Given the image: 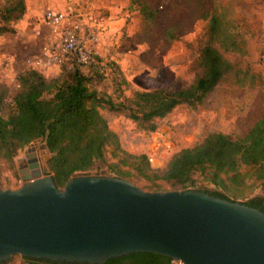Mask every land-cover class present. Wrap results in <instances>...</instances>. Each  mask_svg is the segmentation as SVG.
Instances as JSON below:
<instances>
[{"label":"rangeland","instance_id":"1","mask_svg":"<svg viewBox=\"0 0 264 264\" xmlns=\"http://www.w3.org/2000/svg\"><path fill=\"white\" fill-rule=\"evenodd\" d=\"M4 1L0 0V6ZM24 1L25 12L13 22L15 31L0 34V84L8 88L4 114L14 110L12 94L22 67H35L46 77L60 72L55 62L44 64L48 58L45 51L57 48L64 28L46 21L47 9L65 12L69 15L68 25L78 24L84 33L88 30L96 33L94 49L100 58L81 65L80 69L99 70L101 78L95 87L99 94L110 95L115 102L124 100L136 89L188 86L201 71L197 57L207 38L204 25L212 10L243 24L248 53L240 56L225 52L231 69L195 106L178 104L166 115L154 119V130L137 124L128 117L129 110L121 106L100 109L121 146L131 153L151 156L153 168H164L172 153L201 141L208 132L223 131L233 138L243 136L264 113L262 88L248 85L252 75L264 78V0H145L155 13L150 22L144 20L132 0ZM37 59L43 64L36 63ZM31 154H35L44 171L50 153L42 139L19 148L11 160L0 155V188H16L25 181L24 176L30 173L26 164ZM105 155V160L95 161L87 172L113 175L108 163L114 158L109 150ZM193 177L196 187L226 191L239 201L264 196V189L253 177H247L245 185L229 186L228 190L216 186L199 171ZM127 179L147 190L172 187L167 180L147 179L135 172ZM0 264H29V261L16 253Z\"/></svg>","mask_w":264,"mask_h":264},{"label":"trees","instance_id":"2","mask_svg":"<svg viewBox=\"0 0 264 264\" xmlns=\"http://www.w3.org/2000/svg\"><path fill=\"white\" fill-rule=\"evenodd\" d=\"M132 2L139 7L144 20L150 22L155 14L150 5L145 0ZM25 9L24 0H5L0 6V34L14 32L13 22ZM242 25L239 20L212 10L204 25L207 38L197 57L201 71L188 86L136 89L119 102L110 95L99 94L95 83L100 80L101 73L97 69L82 71L80 66L83 64L75 53L66 54L59 74L53 77H46L35 67L22 69L17 74L18 85L12 94L14 110L8 114L2 111L8 88L0 84V155L11 160L19 148L33 140H44L50 153L47 160L49 173L59 187L75 174L87 172L95 161L105 160L109 150L114 158L108 163L110 174L126 179L135 172L147 179L167 180L172 184L169 189H197L231 200L237 198L226 191L196 187L194 173L199 171L225 190L229 186L245 185L247 177H253V181L264 189V113L243 136L233 138L223 131L208 132L201 141L172 153L164 168L159 170L150 166L146 153H131L124 149L100 111L106 106H121L129 110L128 117L137 124L154 130V119L166 115L178 104L195 106L200 103L232 67L225 52L240 56L248 53ZM99 58L96 54L93 59ZM68 62H71L70 66ZM248 85L260 86L264 95V78L252 75ZM150 190L166 189L155 187ZM242 202L264 211V196L254 195ZM23 257L29 264H87ZM170 259L150 251H133L111 257L105 264H168Z\"/></svg>","mask_w":264,"mask_h":264},{"label":"water","instance_id":"3","mask_svg":"<svg viewBox=\"0 0 264 264\" xmlns=\"http://www.w3.org/2000/svg\"><path fill=\"white\" fill-rule=\"evenodd\" d=\"M24 179L0 188V262L17 253L102 264L150 251L187 264H264L259 207L197 189L147 190L88 172L59 187L48 164Z\"/></svg>","mask_w":264,"mask_h":264},{"label":"built area","instance_id":"4","mask_svg":"<svg viewBox=\"0 0 264 264\" xmlns=\"http://www.w3.org/2000/svg\"><path fill=\"white\" fill-rule=\"evenodd\" d=\"M46 21L55 26H64L61 28V41L58 43L57 48L53 51L46 50L48 58L44 64L55 62L58 66L63 62L67 53L72 52L76 54L77 60L82 64L90 63L94 56L97 54L94 49V44L97 42V35L92 30L87 33L78 26V24H70L69 15L60 10L47 9L44 13ZM36 63L43 64L40 59ZM149 160L152 157L149 156ZM168 264H187L181 259H170Z\"/></svg>","mask_w":264,"mask_h":264},{"label":"flooded vegetation","instance_id":"5","mask_svg":"<svg viewBox=\"0 0 264 264\" xmlns=\"http://www.w3.org/2000/svg\"><path fill=\"white\" fill-rule=\"evenodd\" d=\"M30 160L27 162V167L30 169V171L34 168V167H36V166H40V164H39V160L37 159V157L35 156V154H31V156H30V158H29ZM26 172H27V170H25ZM41 259H45V258H41ZM59 262H62V261H59ZM106 263V261L104 262V263H102V264H105Z\"/></svg>","mask_w":264,"mask_h":264},{"label":"crops","instance_id":"6","mask_svg":"<svg viewBox=\"0 0 264 264\" xmlns=\"http://www.w3.org/2000/svg\"><path fill=\"white\" fill-rule=\"evenodd\" d=\"M22 69H23V67H22L20 70H22ZM56 71H58V69H57ZM56 71H55V72H56Z\"/></svg>","mask_w":264,"mask_h":264}]
</instances>
